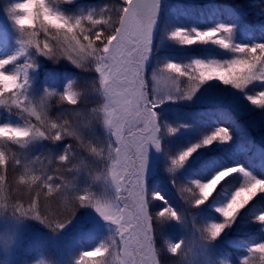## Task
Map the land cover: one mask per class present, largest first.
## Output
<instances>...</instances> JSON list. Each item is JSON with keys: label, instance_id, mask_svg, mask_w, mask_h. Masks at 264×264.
<instances>
[{"label": "snow or ice", "instance_id": "6c2138e0", "mask_svg": "<svg viewBox=\"0 0 264 264\" xmlns=\"http://www.w3.org/2000/svg\"><path fill=\"white\" fill-rule=\"evenodd\" d=\"M32 12L34 13V9ZM156 13L157 0H123L121 6L104 10L107 19L97 18L93 13L88 14L87 19L90 23L96 25L110 23L112 27L107 33L101 32L97 35L93 32L88 35L80 20H77L75 25L59 24L55 25L57 28L55 37L41 42L35 38L36 33H30L27 40L18 41L19 48L15 55L0 59V106L27 112L30 121L23 127V130L28 133L27 136L13 138L10 132L8 136H0V143L20 144L26 148L30 141L47 140L56 143L65 141L68 137L79 139L81 132L80 127L65 115H60L54 120L47 118L50 100H55L58 105L76 106L78 104L79 94L71 85L63 93L47 89L45 95L34 103L28 97L29 72L34 68L31 60L33 49L42 50L49 55L50 59H55L52 53L56 49L51 43L55 40L61 45L59 50L64 56L74 61L89 56L96 57L99 52L97 71L101 75L105 88L104 119L111 136L103 148V155L107 158L104 161L106 167L103 179L114 189V197L111 199L97 197L87 190L82 194L70 191L72 184L64 173L74 171L75 158L72 145H68L55 159L45 157L50 163L53 160L59 161V165L51 172L34 167L42 163L39 156L32 161L26 153L23 160L20 157H9L7 154L0 153L4 161L0 164V193L5 191L9 162L26 168V174L30 177V179L24 177L19 182L27 187L30 194L28 206L25 207L19 202L12 204L15 213L19 216L31 217L50 226L62 228L71 221L79 207H91L105 221L115 226V232L109 238V244L100 245L99 253L96 252V248L84 252L78 264H89L90 257H99L95 260L97 264H153V258L158 256L156 225L164 218L179 219L172 208H165L156 217L153 216L149 210L150 200L144 180L149 146L160 151L158 140L160 129L155 112L158 104L148 98L144 73L145 62L151 50ZM46 19L54 20V17H46ZM28 26H31V21L28 22ZM231 32L230 27L224 26L207 32L194 31L193 33H186L185 30L180 29L171 34V39L179 40L186 46L211 43L227 50L233 49L229 39ZM225 36L228 39H225ZM234 51L238 55L232 63L227 65L194 62L183 66L168 63L163 73L175 76L176 82L161 78L158 84L160 85L163 81V89L175 88L178 92L182 91L185 98L190 99L207 81L219 80L224 85H230L238 90H243L257 81L264 83V44L251 47L237 46ZM21 59L23 63H18ZM13 64L17 65L15 72L8 70V66ZM237 71L243 74L242 79L238 80L235 75ZM178 77H186L187 82H191L192 86L181 89L177 83ZM248 99L253 105L264 107V103H260L257 99ZM0 127L12 129L21 126L3 124ZM228 139L230 137L227 131L221 129L205 139L203 145L191 147L173 159L171 162L173 169L181 168L199 147L210 145L217 140L226 142ZM81 143L83 144V141ZM233 168L235 170L232 173L224 174L226 178L223 183L234 174H241L243 180L239 187H247L246 203L249 200L252 202L258 192L264 193V187L255 183L259 179H255L245 170L240 171V167ZM99 179L101 178L98 177L97 180ZM45 189L47 191H44ZM33 191H35L34 196L31 195ZM41 196L45 201L68 200L71 207L66 208L65 212L59 216L53 217L41 210ZM153 199H162V197L156 194ZM236 216V206L225 211L224 227L220 232L213 233V238L219 237L226 228H230ZM259 245L252 247L250 251L259 254ZM180 246L182 247L181 243ZM176 250L173 248V251ZM155 264H158L157 259Z\"/></svg>", "mask_w": 264, "mask_h": 264}, {"label": "trees", "instance_id": "16d2710c", "mask_svg": "<svg viewBox=\"0 0 264 264\" xmlns=\"http://www.w3.org/2000/svg\"><path fill=\"white\" fill-rule=\"evenodd\" d=\"M182 2L189 15L191 14L190 11H193L196 14L194 17L195 20L191 21L192 23L185 27L179 24L177 18H165L164 14L163 19L158 25L156 37H164L167 40H170V46L175 48L176 54H186L188 60H190V64L196 60L204 62L228 61L236 58L238 55L233 50L236 45L251 47L256 44H264V0H191V3H188L187 1ZM122 4L123 0H73L72 3L63 5L62 10L66 14L80 15L89 14L104 6L116 8ZM112 15L114 16V13H112ZM216 17L222 20V22H217L215 19ZM236 21H240L242 24L247 25L250 29V35L244 36L241 39L230 40L233 49H222L211 43L186 46L181 44L179 40L171 39V34L177 29L185 30L186 33H193L194 31H207L221 26L229 27V23ZM18 41L19 32L5 15L3 5L0 4V48L6 50L8 48L19 47ZM32 59L37 67L36 78L39 80L40 85L45 87V89L49 90L52 88L58 93H63L69 85H71L73 90L80 89L79 85L81 84V80L79 75L72 73L70 70L59 67L61 63L60 60L54 63L52 60L49 61V59H44L34 53L32 54ZM158 62L159 63L157 64L159 68H165L168 63H176V61L170 60L164 55L160 57V61ZM18 63H23V59ZM55 71L62 74L56 77L54 76ZM144 73L148 85L147 70H144ZM204 84L228 88L231 87L230 85H224L219 80L207 81ZM46 85L50 87H46ZM261 91H264V83H260L259 81L248 85V87L243 90L237 89V100L242 105L243 109L248 110L249 112L246 116L238 115V113L232 110V106L227 104L207 107L204 113H197L196 118L200 121L199 141L201 145H203L205 139L214 135L221 129L227 131L230 139L226 142L217 140L210 145L199 147L200 149H205L206 154L186 176L178 179L182 189L192 187L193 181L207 182L210 180L215 174V165L217 164L222 170L226 168L242 167L255 179L264 181V152L259 149L256 150L254 146L256 138L261 137L262 135L264 136V107L253 105L248 99L249 96H256ZM77 111L78 113H74ZM88 111V106L85 107L80 102H78L76 106H69L66 104L58 105L55 100H52L48 114L52 119H56L60 115H65L66 118L80 127L83 137L91 142L90 134L91 132L93 134L92 129L94 123L91 125L88 124ZM249 119L259 120L256 129L248 126L247 123ZM44 141L45 142L42 145L43 147L39 148L34 153L35 159L39 156L40 160H43L44 162L47 160L45 157H48L52 153L53 159H55L68 145H72V148L76 146L80 147L77 139L69 137L66 138L65 141L56 143L47 140ZM191 147H194V144L189 138H179L175 143V147L168 152V156L171 159H175L182 152ZM13 151L19 154L16 147ZM195 153L196 152L192 155ZM20 158L23 160L22 156H20ZM80 159L81 157L77 156L74 160V164ZM58 165L59 161L53 160L48 165H46L45 162L44 164H36L34 167L38 169L42 168L46 172H51L52 169ZM21 175H24L25 179H30L23 167L15 166L9 162L5 194L9 197L11 205L19 202L27 207L30 194L27 187L19 183ZM64 176L69 179L71 173L65 172ZM242 180L243 177L239 173L229 177L217 189V194L206 204L202 205V208L197 211L198 214L194 220V223L197 224L199 230L210 222H223V217L215 211V208L222 202H226V196L224 193H230L235 188L239 187ZM80 189L81 187L79 186L78 190L75 189L71 192L82 194L83 192ZM44 191L47 190L45 189ZM146 192L150 200L149 210L154 217L165 208H172L176 212L177 208L169 196H165V199L163 197L162 199H153L154 195L159 193L150 191ZM31 195L34 196L35 191H33ZM40 204L41 210L53 217L59 216L65 212L66 208L71 207L70 201L68 200L51 199L45 201L43 196L40 198ZM80 208L81 207L77 209L74 216L71 218V221L78 218ZM260 214H264V194L258 192L254 200L238 214L232 224V228L228 229V231L226 228L215 241L211 242L215 243L222 240L220 250L218 251L219 264L222 259L230 260L231 264H240V261L249 255V250L252 247L264 243V225L256 222V217ZM43 224L48 228L59 230V228L50 226L48 223ZM70 226H72V224L66 223L63 227L67 229ZM156 227L158 264H181L177 257H173L168 253L165 243L167 242V245H175L177 242L172 240L168 235V232L164 229L159 230V223ZM225 231L227 234L224 236ZM258 257L259 254H256V258Z\"/></svg>", "mask_w": 264, "mask_h": 264}, {"label": "rangeland", "instance_id": "374dc122", "mask_svg": "<svg viewBox=\"0 0 264 264\" xmlns=\"http://www.w3.org/2000/svg\"><path fill=\"white\" fill-rule=\"evenodd\" d=\"M182 1L191 3V0H164V13L165 18H177L180 25L187 27L192 23L191 21L195 20L196 14L190 11L191 14L189 15ZM160 16L161 14L156 15L155 29ZM215 19L217 22H222L218 17ZM228 26L232 29L229 34L230 40H237L250 35L248 26L240 21L229 23ZM155 29H153L151 50L145 62L144 70L148 72V98L158 104L155 112L160 129L158 132L160 151H156L152 146L148 148L144 175L145 188L146 191L158 192L164 199L165 196H169L177 208L176 213L179 219H161L159 230L164 229L172 240L181 243L182 249L187 250L188 255L180 263L219 264L218 251L222 240L211 243L202 238L197 224L194 223L198 214L197 211L202 208V205L197 208L189 202L185 198L188 194L182 191V187L178 182L180 177L186 176L202 160L206 150L198 148L196 153L179 169H173L171 163L173 159L168 156V152L175 147V143L179 138H189L194 146L201 145L199 141L200 121L196 118V115L197 113H204L207 107L227 104L232 106V110L238 115L246 116L249 112L243 109L237 100V89L232 86L228 88L202 84L189 99L185 98L182 91L178 92L175 88L163 89V81L158 85L159 77L164 70V68H159L157 64L162 55L183 66L190 65V60H188L186 54H176L175 48L170 46V40L164 37L157 38ZM18 48H8L6 50L0 48V59L15 55ZM60 61L59 67L79 75L81 80L80 89L88 88L90 83L97 78V74L94 71L84 72L77 69L66 59H61ZM16 66V64L9 65L8 70L15 71ZM60 74L62 73L55 71L54 76L58 77ZM164 74L167 75V73ZM36 76L37 67L35 66L29 72V88L27 92L28 97L33 101L39 100L45 90V87L40 85ZM185 78H177V83L181 89L187 87V79ZM46 87L50 86L46 85ZM52 90L54 89H49V91ZM79 102L90 108L92 105L102 102V98L89 92L82 96ZM3 124L23 126V121L4 108H0V125ZM247 124L256 129L259 120L249 119ZM92 131L93 134L91 132L90 137L91 142L94 144L104 146L111 139L110 133L100 124L94 123ZM44 142V140L31 141L23 150L16 145H13L12 148L15 150L16 147L19 153L24 151L30 160L35 161L34 153L43 147ZM254 146L256 150L259 149L264 152L263 135L256 138ZM81 149V147H74L73 156L75 159L77 156L84 159L87 167L80 170L75 167L81 159L74 164V171L71 172V177L69 178L72 184L70 191L78 190L80 186L82 192L87 190L97 197L113 198L114 189L110 184L103 178L94 180L91 175V170H100L106 166L105 162L89 156L86 151ZM21 156L24 159V155ZM48 157L53 158V153ZM41 162V164L45 162L46 165L50 164L49 159L45 160V162L41 160ZM219 171H222V169L217 164L215 165V174ZM5 193L6 190L0 193V202L11 205L10 199ZM69 223L72 226L67 229L64 227H62L64 229L59 228V230L52 229L44 226L40 220L31 217H20L17 213L11 212L7 208H0V264H78L84 252L94 250L101 244H109V238L115 232V226L105 221L91 207H81L78 218L73 219ZM230 228H232V225ZM230 228H227V231ZM226 234L227 232L225 231L224 236ZM88 259L92 261L99 259V257H90Z\"/></svg>", "mask_w": 264, "mask_h": 264}, {"label": "clouds", "instance_id": "9594fccd", "mask_svg": "<svg viewBox=\"0 0 264 264\" xmlns=\"http://www.w3.org/2000/svg\"><path fill=\"white\" fill-rule=\"evenodd\" d=\"M73 0H0V4L3 5V10L5 12V15L9 18L10 22L15 26V29L19 32V40H27L29 38L30 33H36L37 39L41 40V42L48 40L50 37H55L57 35V28L55 25L59 24H70L75 25L77 20H80L82 22V27L86 29V33L88 35H91L93 32H96L97 35H99L101 32L107 33L112 25L105 24V25H96L93 23H90L87 19L88 14H80V15H71L66 14L62 8L63 5L72 3ZM34 9V13L32 10ZM105 9H112V7L104 6L101 7L99 10L93 11L95 17L97 18H103L107 19V15L104 14ZM46 17H54V20L52 19H46ZM31 21V26H28V22ZM22 29V31H21ZM180 30V29H177ZM175 30V31H177ZM213 30V29H212ZM174 31V32H175ZM209 31V30H207ZM207 31H201V32H207ZM95 40V37H93ZM225 39H228L227 36H225ZM52 46L56 51L52 53V55L55 57V59H50L49 55L44 53L42 50H36L33 49V53L35 55L44 57L46 59L52 60L54 63L58 62L61 59H66L70 63L73 64L77 69L84 71V72H95L97 74V78L92 81L88 88L86 89H79L75 90L81 99L82 96L88 94L89 92L95 95H98L102 98V102L97 103L95 105H92L89 108L88 111V124L91 125L93 123L100 124L108 133L110 132L109 128L107 127L104 119V85L102 82V78L100 73L97 71V60L99 57V52H97L96 57H84L81 60H73L66 58L62 51L59 49L61 48V45L53 40L51 41ZM243 47L240 45H236L235 47ZM234 47V49H235ZM233 49V50H234ZM31 60L35 67V62L31 57ZM194 62H204L201 60H196ZM193 62V63H194ZM212 63H221L224 65L230 64L233 62V59L224 61V62H218V61H210ZM177 64V63H175ZM179 65V64H177ZM187 70V68L185 69ZM15 71H17V67L15 68ZM12 71V72H15ZM232 73H230L231 75ZM238 80L243 78V74L239 71L235 73ZM163 78L164 80L171 81L173 83L176 82V77L164 73L160 75L159 80ZM155 79V77H154ZM237 80V82H238ZM159 85V84H158ZM191 82H187V87L190 88ZM47 89L44 90L43 96L45 95ZM248 98H255L260 103H264V91L259 92L256 96H249ZM33 103L36 101H33L30 99ZM51 101V100H50ZM49 101V103H50ZM0 108H4L6 111L16 115L23 121V126L20 128H6V127H0V136H8L11 132V137H25L28 135L26 131L23 130V127L28 125L30 123L29 116L27 112H22L16 108H9L7 106H0ZM47 118H50L49 116ZM52 119V118H50ZM54 120V119H52ZM72 138V137H71ZM79 141V146L87 152L89 156H92L98 160L105 161L107 158L103 155V148L104 146L101 144H94L88 140H86L83 135L80 132V138L77 139ZM83 141V144L81 143ZM31 142V141H30ZM28 142L27 145L30 143ZM16 145L19 149L23 150L25 147H23L20 144H9V143H0V153L7 154L9 157L16 156L20 157L21 155H25V152L17 153L12 150V146ZM99 153V155H97ZM3 155H0V164H3ZM78 170L82 168H86V162L84 159H81L79 164L76 165ZM106 167V166H105ZM105 167L101 168L98 171H92L91 175L94 180H97L98 177L103 178L104 175V169ZM25 172H26V168ZM235 169L234 168H226L222 171H219L216 173L210 180L207 182H200V181H193L192 187L182 189V191L186 195V198L191 202L195 207H200L203 204H206L210 199H212L217 194V189L220 187V185L223 183V180L226 178L225 173H232ZM240 171H244L242 167L239 169ZM25 176L21 175L19 178V182L21 179H23ZM255 183H258L261 185V187H264V181L257 180ZM209 185H212V187H208ZM207 190L206 192L204 190ZM247 192V187H237L230 193H224L226 196V202H222L219 206L215 208V211H217L221 217L224 216V212L227 210H231L233 206H236V214H238L247 207L251 201L245 202V193ZM264 194V193H261ZM0 208H7L9 211L14 212L13 205L2 203L0 202ZM236 216V217H237ZM21 217V216H20ZM235 217V218H236ZM256 222L264 225V214H260L256 217ZM224 227L223 222H210L206 225H204L201 229V236L204 240L212 242L215 241L218 237L213 238V233L220 232V230ZM167 251L168 253L173 256L177 257L178 260L183 261L186 256L188 255L187 250L182 249L180 246V243H177L175 245H167ZM107 246V244H101ZM173 248H176V251H173ZM259 257L256 258V252L249 250V255L245 258H243L240 261V264H264V243H261L259 245ZM96 252H100V246L96 247ZM255 258V259H254ZM155 259L153 258V264H155ZM89 264H97V261L92 260L89 261ZM220 264H231L230 260L222 259L220 261Z\"/></svg>", "mask_w": 264, "mask_h": 264}]
</instances>
